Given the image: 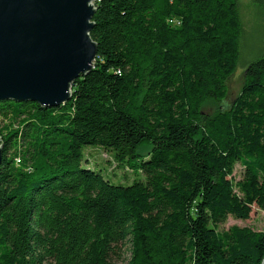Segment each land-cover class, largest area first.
Segmentation results:
<instances>
[{"label":"trees","instance_id":"trees-1","mask_svg":"<svg viewBox=\"0 0 264 264\" xmlns=\"http://www.w3.org/2000/svg\"><path fill=\"white\" fill-rule=\"evenodd\" d=\"M95 9L94 69L69 102H0V264H261L263 231L220 229L264 214V54L225 105L240 0ZM86 147L113 151L140 179L84 168Z\"/></svg>","mask_w":264,"mask_h":264},{"label":"water","instance_id":"water-1","mask_svg":"<svg viewBox=\"0 0 264 264\" xmlns=\"http://www.w3.org/2000/svg\"><path fill=\"white\" fill-rule=\"evenodd\" d=\"M97 1L0 0V102L70 101L74 81L94 69ZM2 150L0 138V169Z\"/></svg>","mask_w":264,"mask_h":264},{"label":"rangeland","instance_id":"rangeland-1","mask_svg":"<svg viewBox=\"0 0 264 264\" xmlns=\"http://www.w3.org/2000/svg\"><path fill=\"white\" fill-rule=\"evenodd\" d=\"M240 7L244 26L241 60L236 73L228 82L229 94L225 105H229L241 92L247 66L264 54V0H240ZM217 108V106L211 105L206 108V111L213 113ZM151 148L152 145H146L140 152L147 153ZM113 154V151H106L101 147H86L83 167L101 172L113 184L126 186L131 185L134 180L140 179V175L132 173L127 167L119 166ZM243 171L244 168L241 165L235 167V180L241 179ZM232 226L251 227L264 232V214L257 208H253L250 220L245 222L230 216L227 222L220 226V229L227 230Z\"/></svg>","mask_w":264,"mask_h":264}]
</instances>
